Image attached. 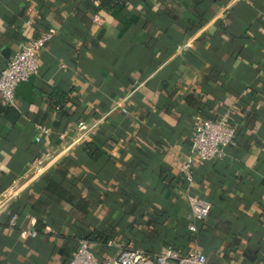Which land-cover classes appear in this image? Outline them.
<instances>
[{
    "label": "crops",
    "instance_id": "1",
    "mask_svg": "<svg viewBox=\"0 0 264 264\" xmlns=\"http://www.w3.org/2000/svg\"><path fill=\"white\" fill-rule=\"evenodd\" d=\"M51 30L0 114V194L18 186L0 214V264H68L92 232L264 264V0H0V71ZM222 114L235 145L197 160L188 185L196 119ZM190 196L211 203L193 232ZM90 243L101 261L116 254Z\"/></svg>",
    "mask_w": 264,
    "mask_h": 264
},
{
    "label": "built area",
    "instance_id": "2",
    "mask_svg": "<svg viewBox=\"0 0 264 264\" xmlns=\"http://www.w3.org/2000/svg\"><path fill=\"white\" fill-rule=\"evenodd\" d=\"M92 3H98L101 0H82ZM95 24H100L101 19L98 16L93 17ZM54 37V31H46L38 35L29 43L23 44L9 59L7 64L0 71V102L6 107H12L15 101L16 87L27 82L38 72L39 59L41 51L47 43ZM227 114H222L213 119H196L191 138V145L188 155L182 160L180 165V175L182 179L191 185L193 182V167L195 162H211L223 156V149L235 145V130L230 126V120ZM83 123H78V128H82ZM46 135L47 129H42ZM64 139L65 136L61 135ZM40 161L38 165L40 166ZM18 186L13 184L6 193L0 194V214L4 213L10 200L15 196ZM189 219L192 224L189 225V231H195V222L205 221L211 211V203L199 197L188 198ZM17 216L12 217L10 225L13 226ZM37 231L26 229L23 231V237H35ZM114 248L116 254L109 260L101 261L91 248V243L81 239L77 243L68 264H208L205 255L197 250L181 254L172 248H165L157 253L149 254L141 249L124 248L120 243L109 241L106 245Z\"/></svg>",
    "mask_w": 264,
    "mask_h": 264
},
{
    "label": "trees",
    "instance_id": "3",
    "mask_svg": "<svg viewBox=\"0 0 264 264\" xmlns=\"http://www.w3.org/2000/svg\"><path fill=\"white\" fill-rule=\"evenodd\" d=\"M103 1V0H102ZM56 105H60L61 103L60 102H56L55 103ZM11 111H12V109H10V107H4V106H1L0 107V114H10L11 113ZM85 147H94V146H92V145H89V144H85ZM93 155H95V157H98L99 156V153L97 152V151H95L94 152V154ZM81 239H85V240H87V241H94V242H98L99 243V245H107V243L109 242V240L107 239V238H105V237H103L102 235H101V233H98V232H92L90 235H87L86 237H84V238H80L79 240H81ZM111 241V240H110ZM77 247V246H76ZM107 247V246H106ZM126 247V246H125ZM126 248H130V247H126ZM169 248H172V249H175V250H177L178 251V249H176V248H174V247H169ZM134 249H136V248H134ZM137 249H139V248H137ZM141 249V248H140ZM76 250V249H75ZM141 250H143V249H141ZM143 251H145V250H143ZM145 252H147V251H145ZM151 254H153V253H157V252H150ZM97 256V255H96Z\"/></svg>",
    "mask_w": 264,
    "mask_h": 264
},
{
    "label": "water",
    "instance_id": "4",
    "mask_svg": "<svg viewBox=\"0 0 264 264\" xmlns=\"http://www.w3.org/2000/svg\"><path fill=\"white\" fill-rule=\"evenodd\" d=\"M29 81V80H28Z\"/></svg>",
    "mask_w": 264,
    "mask_h": 264
}]
</instances>
